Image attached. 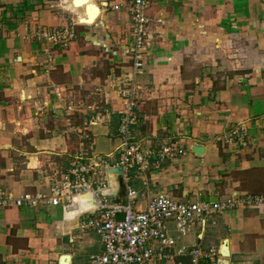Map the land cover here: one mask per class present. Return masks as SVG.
I'll return each instance as SVG.
<instances>
[{
	"label": "crops",
	"instance_id": "0c3cea01",
	"mask_svg": "<svg viewBox=\"0 0 264 264\" xmlns=\"http://www.w3.org/2000/svg\"><path fill=\"white\" fill-rule=\"evenodd\" d=\"M91 2L98 14L84 24L71 0H0V264H86L102 251L86 228L100 194H81L69 211L15 200L49 195L53 173L84 153L106 163L111 203H125L114 170L128 101L144 151L167 142L183 151L132 176L137 210L159 193L213 203L264 195V0H148L139 68L127 0ZM168 237L170 248L149 243L166 257L154 264H191L189 251L209 248L219 264H264V207L228 208L183 235L170 223Z\"/></svg>",
	"mask_w": 264,
	"mask_h": 264
},
{
	"label": "built area",
	"instance_id": "2783aa9c",
	"mask_svg": "<svg viewBox=\"0 0 264 264\" xmlns=\"http://www.w3.org/2000/svg\"><path fill=\"white\" fill-rule=\"evenodd\" d=\"M127 4L132 22L133 66L139 68L141 54L149 46L148 0H127ZM114 8L117 9L116 6ZM125 96L128 98L129 94L125 92ZM127 104L117 132L121 147L115 166L120 171L124 185L125 203H111L104 175L106 163H93L85 158L84 153H80L65 171L53 173L49 195H37L34 198L24 196L15 200L16 206H36L43 203L52 206L61 205L64 211H69L75 203V198L81 194L90 190L95 195L100 194L92 218L86 222V228L97 234L102 251L89 258L86 264H154L166 257L160 252L149 249L150 242H156L159 247L164 248L174 245L172 238L168 237V224L172 223L176 233L183 235L204 223L206 217L222 213L228 208L264 207V195L244 194L240 198L232 197L226 202L213 203L180 202L164 193H159L148 203L145 210H137L135 192L129 186L132 176L147 172L152 157L162 162L164 159L182 156L183 151L176 143L169 142L164 143L157 150L144 151L130 130L136 118L132 111V103L128 101ZM236 134V131L229 132L225 138L226 142L233 143ZM92 186H95L94 191ZM119 214L122 215L120 220L116 219ZM188 256L191 264H219V254L214 248L194 249L188 252Z\"/></svg>",
	"mask_w": 264,
	"mask_h": 264
},
{
	"label": "water",
	"instance_id": "95a60500",
	"mask_svg": "<svg viewBox=\"0 0 264 264\" xmlns=\"http://www.w3.org/2000/svg\"><path fill=\"white\" fill-rule=\"evenodd\" d=\"M87 3H88V0H71L72 6H75V7H81V6H83V9L85 10V13L87 12V8L88 7H91V5L90 4H87ZM92 7L95 9V12L92 15L91 19H89V16L86 14V17L87 18L86 19L85 18L80 19V22L81 23L88 24V23H86V22H88V20H90V23H91L96 18L97 14H98V8L96 7V5H95V7L94 6H92ZM194 151L197 154H201L202 153V150L199 147L194 148ZM114 173L120 174V171L117 170V169H115L114 170ZM119 185L122 186V182L121 181H119Z\"/></svg>",
	"mask_w": 264,
	"mask_h": 264
},
{
	"label": "bare ground",
	"instance_id": "6f19581e",
	"mask_svg": "<svg viewBox=\"0 0 264 264\" xmlns=\"http://www.w3.org/2000/svg\"><path fill=\"white\" fill-rule=\"evenodd\" d=\"M87 4H90L91 5V7H88L87 8V12H86V14L89 16V19H91V17H92V15L94 14V12H95V9L92 7V6H94L95 7V4L93 3V2H91V3H87ZM85 19L87 18V17H84ZM82 19V18H81ZM93 19V18H92ZM86 23H90V20H88V22H86ZM79 198V197H78ZM78 198H76V200H78Z\"/></svg>",
	"mask_w": 264,
	"mask_h": 264
},
{
	"label": "clouds",
	"instance_id": "9594fccd",
	"mask_svg": "<svg viewBox=\"0 0 264 264\" xmlns=\"http://www.w3.org/2000/svg\"><path fill=\"white\" fill-rule=\"evenodd\" d=\"M69 215H71V213H69Z\"/></svg>",
	"mask_w": 264,
	"mask_h": 264
}]
</instances>
